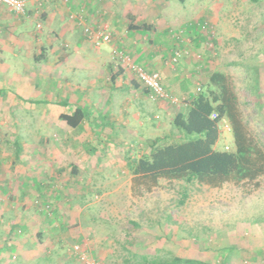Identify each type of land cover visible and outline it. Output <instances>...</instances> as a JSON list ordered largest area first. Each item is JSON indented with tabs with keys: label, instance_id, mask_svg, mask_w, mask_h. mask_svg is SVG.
<instances>
[{
	"label": "rangeland",
	"instance_id": "obj_1",
	"mask_svg": "<svg viewBox=\"0 0 264 264\" xmlns=\"http://www.w3.org/2000/svg\"><path fill=\"white\" fill-rule=\"evenodd\" d=\"M168 1L167 7H174L175 13L181 16L180 21L167 25L172 39L184 35V40H188L185 34L191 31L194 40L199 41L194 52L185 48L190 51L187 54L190 63L197 65L195 75L191 76L193 85L206 69L228 74L242 117L264 148V0ZM202 23H208L213 29L212 47L206 44L208 35L203 32ZM87 44V51L92 55H107L111 48L109 43H101L100 48ZM66 77L69 76H62L61 81ZM89 77L88 70H81L76 80L84 82V78ZM85 86L82 87L85 89ZM192 89L191 93L198 92L195 86ZM112 99L105 95L99 102L96 96L98 104L88 108L87 118L93 134L86 135L91 130L85 125L79 129L80 137L69 143L73 147L75 141L78 149L73 150L75 155L71 153L80 165L76 176L78 185L67 186L62 178L55 188L53 184L44 188V197L33 199L30 210L42 212L49 205L54 211L57 203H68L65 200L69 198L71 204H65V210L56 221L64 237L61 243L68 244L65 247L73 251V256L76 255L74 245L80 243L103 264H134L136 253L139 256L177 255L213 264H264V175L255 181H230L220 187L165 178L156 185L137 180L130 170L131 164L149 151L151 141L157 136L175 132L172 120L185 105L165 102L162 105L165 110L158 109L156 118L147 115L146 129L141 132L138 126L135 133L132 131L131 139L128 132L123 133L129 128L122 122L126 115H121V122L112 116L120 109L109 105ZM41 110L44 109L35 113L38 117L31 125L13 124L17 139L29 138L30 133L29 143L34 141L35 134H43L45 140H49L46 144L59 142L56 141L58 135L64 132L53 123L42 124ZM18 114L15 112L14 117L19 121ZM227 124L230 130H224ZM220 129L216 148L227 149L228 146L231 149L233 134L228 119L221 122ZM117 136L122 139L119 143L114 141ZM62 151L67 152L64 144ZM47 153L50 155V150ZM51 167L45 165L40 170L42 181L53 180L57 171L56 168L50 170ZM11 195L16 206L9 202L8 211H23L24 200L19 198L18 201ZM12 250L16 253L18 249ZM6 253L11 254V251ZM128 258L130 262H126Z\"/></svg>",
	"mask_w": 264,
	"mask_h": 264
},
{
	"label": "crops",
	"instance_id": "obj_2",
	"mask_svg": "<svg viewBox=\"0 0 264 264\" xmlns=\"http://www.w3.org/2000/svg\"><path fill=\"white\" fill-rule=\"evenodd\" d=\"M25 1L28 12L24 17L0 4V264H83L72 255L71 249H66L68 244L61 243L63 233L56 224L65 204H71L69 198L65 200L68 203H57L49 216L38 209L35 213L30 210L32 200L44 197L43 189L51 184L55 188L62 178L67 186L77 184L80 165L71 153L78 149L75 141L73 147L69 143L80 137L79 129L85 125L91 130L86 135L93 132L87 118L75 128L61 119V115L71 113L77 105L91 109L98 104L96 96L102 102L107 95L113 98L109 104L112 108L120 107L112 113L115 120L121 122V115H126L122 122L129 128L123 133L128 132L132 139V131L135 133L138 126L141 132L146 129V116L156 118L158 109L165 110L162 105L167 101L152 100L137 76L120 64L114 50H124L148 72H159L168 92L189 100L195 94L191 93L192 88L199 85L198 80L193 85L191 77L197 65L190 63L187 54L176 64L171 63V56L176 49L188 48L194 52L199 41L194 40L191 31L185 34L188 40H184V35L172 39L167 25L180 21L181 16L174 7H167L168 0ZM82 13L89 26L105 24L112 32L107 55H92L87 51V43L95 46L94 42L85 27L71 18L72 14ZM81 70L89 71L90 77L84 78V82L76 80ZM66 74L69 77L61 81ZM71 75H75L74 79ZM40 108L44 109L39 117L42 124L53 123L64 132L58 135V143L46 144L49 140L43 134H35L30 143V133L29 138L15 136L13 124L31 125ZM15 112L20 113L19 121L14 117ZM119 137L114 141H122ZM63 144L67 152L62 151ZM45 165L57 171L50 183L40 179L39 172ZM11 194L13 199L24 200L23 211H8ZM13 248L18 249L16 253Z\"/></svg>",
	"mask_w": 264,
	"mask_h": 264
},
{
	"label": "trees",
	"instance_id": "obj_3",
	"mask_svg": "<svg viewBox=\"0 0 264 264\" xmlns=\"http://www.w3.org/2000/svg\"><path fill=\"white\" fill-rule=\"evenodd\" d=\"M140 84L145 92L150 91ZM199 86L200 90L185 100L184 108L174 116L175 132L157 136L151 141L149 151L131 164L135 179H144L153 185L165 178L220 187L230 181H255L264 175V148L242 117L229 75L221 70H204ZM88 108L77 105L71 113L62 114L61 119L76 128L88 118ZM213 113L218 117L212 118ZM226 119L231 124L233 147L218 149L220 124ZM52 211L49 205L43 210L47 215ZM138 254H134V264H213L177 255ZM126 260L130 262L129 258Z\"/></svg>",
	"mask_w": 264,
	"mask_h": 264
},
{
	"label": "built area",
	"instance_id": "obj_4",
	"mask_svg": "<svg viewBox=\"0 0 264 264\" xmlns=\"http://www.w3.org/2000/svg\"><path fill=\"white\" fill-rule=\"evenodd\" d=\"M27 2L25 0H0L1 5L8 6L17 16L24 17L27 15ZM80 14V13H79ZM72 14L71 18L77 20L80 25L85 27V31L88 36L91 37L94 45L99 47L101 43H110L112 38V33L108 29L107 25H100L99 27L93 28L85 23V16L83 13ZM203 32H205L208 36L206 38L207 46H213V29L209 26L208 23L201 24ZM190 51L184 49H176L171 56V63L176 64L179 60L184 56V54H189ZM115 55L118 60L131 70L136 76L137 79L145 86L150 89L151 99L154 101H168L173 105L180 106L186 105L185 99H181L172 93L168 92L161 82V74L159 72H148L142 65L134 62L132 58H130L129 54L126 53L122 49H115ZM198 91L200 90V86L198 85ZM217 113L212 114V118H217ZM224 130H230L229 125L225 126ZM229 149V147H226ZM74 253L78 256V259L83 264H103L102 261L95 258L92 254L85 251L80 243L74 245Z\"/></svg>",
	"mask_w": 264,
	"mask_h": 264
}]
</instances>
